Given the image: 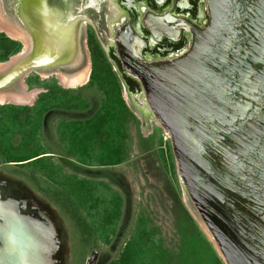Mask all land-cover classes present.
<instances>
[{"label":"water","instance_id":"95a60500","mask_svg":"<svg viewBox=\"0 0 264 264\" xmlns=\"http://www.w3.org/2000/svg\"><path fill=\"white\" fill-rule=\"evenodd\" d=\"M4 3L6 15L17 11L30 44L21 56V41L2 62L9 65L0 70V94L34 98L2 104L31 105L41 90L29 91L26 77L80 65L81 22L93 7L89 0ZM207 7V28L178 55L148 61L133 47L124 51L123 69L142 89L139 109L121 86L127 106L169 135L183 193L222 264H264V0H208ZM54 237L48 219L21 215L17 200L0 199V264H54Z\"/></svg>","mask_w":264,"mask_h":264},{"label":"trees","instance_id":"16d2710c","mask_svg":"<svg viewBox=\"0 0 264 264\" xmlns=\"http://www.w3.org/2000/svg\"><path fill=\"white\" fill-rule=\"evenodd\" d=\"M21 47L19 41L0 32V62L8 60L11 55L19 52ZM93 55L87 85L64 89L55 81L46 84L45 80H41L36 74L26 78L29 88L38 86L46 90L39 93L32 106H21L27 112L26 124L19 122L21 140H24L25 130L35 138L38 136L40 128H43L40 126L46 113H50L54 119L59 109L67 112L76 110L85 114L84 110L88 108L86 107L88 104L81 101L85 100L83 94L90 88L100 93L95 111L84 118L68 121L60 119L57 127H54L48 151H43V147L40 146L38 150L35 149L29 154L3 159V162L29 166L33 172H40L54 185L53 193L44 190L47 196H50L56 204L58 203L64 217L66 215L71 221V226H75L78 239L81 234L89 238L88 234L91 233L80 210L88 215L96 216L99 210L97 207L101 206L100 222H96L97 233L95 234L107 242L108 234L113 231V225L122 214V198L109 189L107 183L103 181L95 183L89 177H81L77 173L84 172V168H104L126 161L132 139L130 125L136 123L137 119L125 104L121 95V83L106 63L102 53L94 51ZM95 69H99L96 82L93 78ZM4 106L10 105H0V107ZM2 123L5 127V123ZM24 126L29 127L26 129ZM56 133H58V142H56ZM54 156L71 168L73 173L65 174L62 166L54 163ZM100 174L106 177L105 173ZM94 195H96L95 200ZM91 208H96L94 214L90 212ZM181 209L180 206L179 210ZM180 212L184 220L177 223L181 239L178 253L170 254L161 245L156 235L158 229L148 227L146 220L140 218L136 234L128 239L118 257L110 264H222L212 243L198 228L195 221L183 209ZM86 243L78 242V245L83 246Z\"/></svg>","mask_w":264,"mask_h":264},{"label":"rangeland","instance_id":"374dc122","mask_svg":"<svg viewBox=\"0 0 264 264\" xmlns=\"http://www.w3.org/2000/svg\"><path fill=\"white\" fill-rule=\"evenodd\" d=\"M5 20H9V23H13L6 14ZM11 39L21 43L16 37H11ZM84 58V62H88L89 64L88 77L84 83L73 88L87 85L90 79V61L85 54ZM98 73L99 69H95V74L93 76L95 82L98 81ZM38 76L41 80H45L46 84H50L52 81L57 82V84L59 82L54 75H47L44 78L40 77V75ZM26 78L24 80L25 84ZM58 85L64 89H73L64 87L61 84ZM35 88L40 89L41 92H45L46 90L38 86H33L32 88L28 87V90L30 91ZM74 94L75 93H73V95ZM38 95L39 93L37 96ZM121 95L126 104V97L123 90ZM37 96H35V100ZM83 96H85V100L81 102L83 103V101H85L86 104H88L86 105L88 108L85 109L84 112L86 116H89L95 111L98 105L100 93L90 88V90L85 91ZM6 105L10 106L0 107V179L6 183H12L20 189H25L29 193L33 203L41 209L45 217L53 223L55 237L50 257L54 264H110L118 257L128 239H131L133 235L136 234L139 229L137 225L139 224L140 218L146 220L148 227L158 229V234L156 235L161 245L173 255L179 252L181 246L177 223L184 220L182 214H179L182 209L185 213L190 215L201 230V224L197 219L199 218L197 213L194 209L193 213L187 206L188 199L183 193L181 183L176 173V166L171 152L169 138L164 140V130L157 126L155 121L151 119L145 120L137 111H134L135 109L133 110L131 108V111L128 107L135 115L137 122L130 125L129 131L132 139L126 161L118 165L104 168H84V172L77 173L81 177H89L95 183H97V181L107 183L109 189L122 198V214L113 225V231L108 234V241L105 242L98 238V234H95L97 233L95 231L96 222H100L99 215L102 209H100L101 206L97 207L99 210L96 212V216L88 215L85 211L80 210L91 229V233L88 234L90 236L89 238L81 234L78 239V235L75 234V226H71V221L67 219L68 217L66 215L64 217L58 203L56 204L45 192L46 190L47 192L53 193L54 185L40 172H33L32 168L29 166H20L12 162H3V159L29 154L35 149L38 150L40 146L43 147V151H48L47 149L52 141L54 127L40 128L36 138L25 130L24 140H21L22 136L18 129V127H20L19 122L26 124L27 112L21 108V106H23L22 104L8 103ZM2 122L5 123V127H3ZM55 122L57 121L52 118L49 123ZM24 127L27 129L29 126ZM158 136H160V140ZM141 141L145 142L144 146L140 144ZM148 149L153 150V152H158L160 157L159 160L151 158V161L158 166L157 169L154 165L153 169L156 170L155 175L150 173L145 174L143 171L145 170L147 172L149 169H147L143 163L144 155L141 154ZM53 161L62 166L65 174L73 173L71 168L62 163L57 156L53 157ZM102 171L105 173L106 177H102V175L94 177L95 173L99 174ZM120 177L123 186L116 182L117 178ZM95 196L96 195H94V200ZM124 205L126 208H124ZM180 206L182 207L181 210H179ZM95 211L96 208L90 209L92 214H94ZM78 242L87 243L82 246L81 244L78 245Z\"/></svg>","mask_w":264,"mask_h":264},{"label":"flooded vegetation","instance_id":"af4514ba","mask_svg":"<svg viewBox=\"0 0 264 264\" xmlns=\"http://www.w3.org/2000/svg\"><path fill=\"white\" fill-rule=\"evenodd\" d=\"M95 1L89 0L93 8L84 13L87 19L81 22L80 46L88 56L91 67L94 51L102 53L129 95L137 99L132 100V106L136 109L140 108L142 89L138 81L123 69L124 51L133 47L139 57L148 61L169 59L189 49L193 33L207 28L210 21L208 0H103L98 10ZM16 9L19 10L18 4ZM140 144L144 146L145 142L141 141ZM141 155H144L143 163L149 169L147 172L143 170L144 173L155 175L153 168L154 165L155 168L158 166L151 158L159 160L158 152L148 149ZM98 175L101 176L95 173L94 177ZM116 182L123 186L121 177ZM7 198L18 201L21 215L42 222L48 219L25 189L0 179V199Z\"/></svg>","mask_w":264,"mask_h":264},{"label":"bare ground","instance_id":"6f19581e","mask_svg":"<svg viewBox=\"0 0 264 264\" xmlns=\"http://www.w3.org/2000/svg\"><path fill=\"white\" fill-rule=\"evenodd\" d=\"M6 0H0V31L5 32L7 35L11 36V37H16L18 38L20 41H22L24 43V50L23 53L21 54V56H23V54H25L29 48V40L28 37L26 35V28L25 24H23L17 17L16 13L13 12V10L9 11V14L7 15V17L13 20H10L14 23H9V20H5V8H4V2ZM26 32V33H25ZM27 37V38H26ZM19 56H15L11 59V63H13L15 60H17ZM84 58V56H83ZM82 58V59H83ZM80 65L78 66V68L73 69L71 71H66V72H58L55 73L56 77L58 79V81L60 82L61 85H63L64 87H68V88H73L76 87L78 85H81L82 83H84L88 77V71H89V64L88 62H84V60L79 61ZM9 64L6 63H0V70H3L4 67H6ZM76 71V72H75ZM44 76V75H43ZM34 98V93L33 92H28L25 94H21L19 96H15V95H10V96H6L5 94H0V104L5 103V102H15V103H31L33 101ZM185 195V194H184ZM186 201V200H185ZM187 202V201H186ZM187 206L190 208V210L193 212V208L191 207V205L189 204V202H187ZM194 213V212H193ZM196 216V214H195ZM199 223L203 226L202 221L197 218ZM204 228V226H203ZM205 229V228H204Z\"/></svg>","mask_w":264,"mask_h":264},{"label":"crops","instance_id":"0c3cea01","mask_svg":"<svg viewBox=\"0 0 264 264\" xmlns=\"http://www.w3.org/2000/svg\"><path fill=\"white\" fill-rule=\"evenodd\" d=\"M33 104L27 105V106H32ZM59 111H57L56 118L54 119L57 122L60 121L59 118H61L62 120L65 119L66 121H68V120H73V119H79V118L87 117L85 114H82V113L79 114V112H77L76 110H71V111L67 112V111H64L62 109L61 110L59 109ZM52 117L53 116H51L50 113H46L44 115V118H43V121H42V125L40 127H57V122L51 123V124L49 123L52 120ZM154 127H156V126H154ZM160 136H158L159 140H160ZM57 137H58V133H56V142H58V138ZM148 138H150V137H148ZM60 143H61V145L63 144L62 141H60Z\"/></svg>","mask_w":264,"mask_h":264},{"label":"built area","instance_id":"2783aa9c","mask_svg":"<svg viewBox=\"0 0 264 264\" xmlns=\"http://www.w3.org/2000/svg\"><path fill=\"white\" fill-rule=\"evenodd\" d=\"M163 138L164 140H167L169 138V135L165 131H163Z\"/></svg>","mask_w":264,"mask_h":264}]
</instances>
